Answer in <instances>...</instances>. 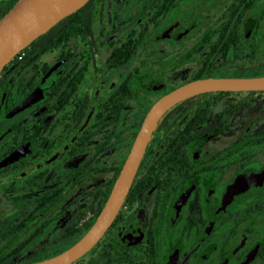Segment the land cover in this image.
Masks as SVG:
<instances>
[{"label":"flooded vegetation","instance_id":"af4514ba","mask_svg":"<svg viewBox=\"0 0 264 264\" xmlns=\"http://www.w3.org/2000/svg\"><path fill=\"white\" fill-rule=\"evenodd\" d=\"M15 1L0 0V17ZM76 11L0 71V264L55 255L88 230L159 97L199 77L264 74V0ZM262 169L264 90L183 99L111 225L70 264H264V178L228 194Z\"/></svg>","mask_w":264,"mask_h":264},{"label":"water","instance_id":"95a60500","mask_svg":"<svg viewBox=\"0 0 264 264\" xmlns=\"http://www.w3.org/2000/svg\"><path fill=\"white\" fill-rule=\"evenodd\" d=\"M88 0H16L0 17V71L32 40L48 31ZM264 90V74L253 76H206L189 80L159 97L147 111L123 162L111 192L88 230L61 252L29 264H70L89 250L115 219L163 113L177 102L203 92ZM21 105L17 109H20ZM264 178V169L240 174L229 187L237 193Z\"/></svg>","mask_w":264,"mask_h":264},{"label":"trees","instance_id":"16d2710c","mask_svg":"<svg viewBox=\"0 0 264 264\" xmlns=\"http://www.w3.org/2000/svg\"><path fill=\"white\" fill-rule=\"evenodd\" d=\"M77 13H78L77 11H76V12H73L72 14L66 16L64 19H68L69 17H73L74 15H77ZM51 29H52V28H50V29H49L48 31H46L45 33H47V34L50 33ZM17 56H18V55H15V56L9 61L8 64H10V62H12L13 59H14L15 57H17ZM5 66H6V65H5ZM5 66H4V67H5ZM4 67H3V68H4Z\"/></svg>","mask_w":264,"mask_h":264},{"label":"built area","instance_id":"2783aa9c","mask_svg":"<svg viewBox=\"0 0 264 264\" xmlns=\"http://www.w3.org/2000/svg\"><path fill=\"white\" fill-rule=\"evenodd\" d=\"M22 50H23V49H22ZM22 50H20L16 55L20 56Z\"/></svg>","mask_w":264,"mask_h":264}]
</instances>
